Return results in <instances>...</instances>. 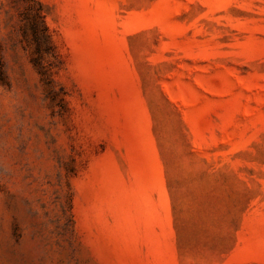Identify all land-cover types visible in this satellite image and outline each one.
Listing matches in <instances>:
<instances>
[{
  "label": "rangeland",
  "instance_id": "obj_1",
  "mask_svg": "<svg viewBox=\"0 0 264 264\" xmlns=\"http://www.w3.org/2000/svg\"><path fill=\"white\" fill-rule=\"evenodd\" d=\"M0 264H264V0H0Z\"/></svg>",
  "mask_w": 264,
  "mask_h": 264
}]
</instances>
